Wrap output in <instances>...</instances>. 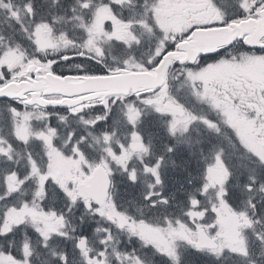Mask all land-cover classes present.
<instances>
[{"label": "snow or ice", "instance_id": "snow-or-ice-1", "mask_svg": "<svg viewBox=\"0 0 264 264\" xmlns=\"http://www.w3.org/2000/svg\"><path fill=\"white\" fill-rule=\"evenodd\" d=\"M0 264H264V0H0Z\"/></svg>", "mask_w": 264, "mask_h": 264}]
</instances>
